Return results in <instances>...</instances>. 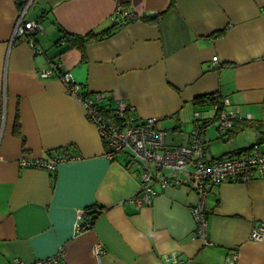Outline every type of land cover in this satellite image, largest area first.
I'll return each mask as SVG.
<instances>
[{
	"label": "crops",
	"instance_id": "0c3cea01",
	"mask_svg": "<svg viewBox=\"0 0 264 264\" xmlns=\"http://www.w3.org/2000/svg\"><path fill=\"white\" fill-rule=\"evenodd\" d=\"M21 9L44 27L33 36L42 52L28 37L12 40ZM117 9L140 19L122 22ZM50 62L72 72L83 94H104V107L125 100L137 119H159L172 147L189 143L195 112L216 117L194 99L219 95L236 110V129L207 124L206 160L256 143L264 151V0H0V264L62 247L56 264H264V234L251 237L264 225V176L210 192L205 244L188 174L156 183L153 201L137 206L142 169L128 166L127 151L106 156L81 100L58 75H41ZM62 154L77 157L54 170L21 164ZM99 206L93 227L77 230L79 214Z\"/></svg>",
	"mask_w": 264,
	"mask_h": 264
},
{
	"label": "built area",
	"instance_id": "2783aa9c",
	"mask_svg": "<svg viewBox=\"0 0 264 264\" xmlns=\"http://www.w3.org/2000/svg\"><path fill=\"white\" fill-rule=\"evenodd\" d=\"M19 2V0H16ZM31 4V2H29ZM29 4V6H30ZM122 22L140 19L134 12H124ZM26 9H21L19 18L14 26L12 39L28 37L32 40L33 45H37L34 35L44 33V27L38 20L26 19ZM116 20L115 15L113 16ZM36 50L42 52V48L37 45ZM50 66L41 71L44 77L58 75L62 81L66 91L70 95L79 98L85 105L88 118L94 122L101 134L105 146H107L106 156L116 158L119 153L127 151L131 157L128 165H138L142 169L141 187L137 196L132 201L139 207L149 204L157 195L155 184L159 183L166 188L174 182H179L180 174L187 173L190 186L196 191L198 200L196 204L191 206L192 214L196 220L197 236L204 240L205 244H212L209 238L208 226V196L210 192L224 182H243L258 179L264 176V151L261 150L258 143L254 144L250 149L243 152H236L232 156L222 157L219 160H206L205 146L206 138L203 135L202 123L200 122V112H195L196 122L190 141L188 144L181 146H170L167 141V131L159 126V119L155 117H147L145 120H139L131 113L133 108L125 101L121 100L114 108L117 115L123 118L121 127L106 117L101 109V102L105 98L104 94L97 93L90 96L88 93H82L83 86L76 80L74 74L70 71H62L60 63L50 62ZM218 63V56L214 58V66ZM226 100L213 103V109L219 111V129L222 133H229L236 118V110H228L226 108ZM77 156L73 155H57L50 159H34L26 158L21 160L23 166H34L54 170L58 164L63 161L74 160ZM83 212L79 214L80 222L77 230L90 227L91 223L87 222ZM264 225H260L253 230L251 237L254 240L263 238ZM65 248L62 247L59 252L53 256L42 257L30 263L25 262L19 257L7 264H56ZM105 251L104 245L99 243L95 248V255L101 261L102 254ZM168 260L172 256L166 257ZM179 259H174V263Z\"/></svg>",
	"mask_w": 264,
	"mask_h": 264
},
{
	"label": "trees",
	"instance_id": "16d2710c",
	"mask_svg": "<svg viewBox=\"0 0 264 264\" xmlns=\"http://www.w3.org/2000/svg\"><path fill=\"white\" fill-rule=\"evenodd\" d=\"M29 0H25V2H28ZM23 5V4H22ZM151 17V16H150ZM150 17H148V16H145V17H142V18H144V19H147V20H150L151 18ZM125 24V23H124ZM111 30L109 29V31H107V32H110ZM102 35H104V34H101L100 36H102ZM103 37V36H102ZM74 39V38H73ZM220 100H222V99H220L219 98V95H214V93L213 94H207L206 96H201V97H198V98H195L194 99V103L196 104V105H198V106H206V105H213V103H218V101H220ZM104 103L103 102H101V109L103 110V112H104V114H105V116L106 117H108V118H110L111 119V121H113L114 123H116V124H118L120 127H121V125H122V123L124 122L123 121V118H120L118 115H117V113H116V111H115V109L114 108H112L111 107V105H109L110 107L108 108V107H104V105H103ZM215 111V110H214ZM217 114H216V117L213 115V117L214 118H210V119H204V118H202V117H200V121H201V123H202V129H203V131H205V128H206V126H207V124H209V123H212V121L213 120H216V119H218L219 120V117H217L218 116V113H219V111H215ZM236 119V118H235ZM235 119H234V121H233V126L231 127L232 129L231 130H235L236 129V122H235ZM217 120V121H218ZM247 125H252L250 122L249 123H245V125L244 126H247ZM162 128V127H161ZM218 129H219V125H218ZM231 132V131H230ZM253 146V145H252ZM251 146V147H252ZM248 149H250V147H248V148H244L243 150H240L239 152H243L244 150H248ZM219 160V159H218ZM130 161V160H129ZM128 161V162H129ZM129 166V165H128ZM102 210H103V207L101 206H99V208H96L95 207V209H89V210H86V213H85V215H84V217H85V219H87V222H90L91 223V225H90V227H85L86 229H90L91 227H93V225L95 224V222H96V220H97V218L101 215V213H102Z\"/></svg>",
	"mask_w": 264,
	"mask_h": 264
},
{
	"label": "rangeland",
	"instance_id": "374dc122",
	"mask_svg": "<svg viewBox=\"0 0 264 264\" xmlns=\"http://www.w3.org/2000/svg\"><path fill=\"white\" fill-rule=\"evenodd\" d=\"M15 29V28H14ZM13 40V39H12ZM14 41V40H13ZM216 124H217V122H212L208 127L209 128H211V129H214L215 131H216V133H218V131H217V129L215 128L216 127ZM184 128V130H189L190 129V124L188 123V122H186L185 123V126L183 127ZM217 135V134H216ZM218 141H220L219 140V138L217 139ZM218 141H213V142H217V143H219L220 144V142H218ZM222 141V140H221ZM256 140H254L253 142H255ZM216 145V144H215ZM214 145V146H215Z\"/></svg>",
	"mask_w": 264,
	"mask_h": 264
}]
</instances>
